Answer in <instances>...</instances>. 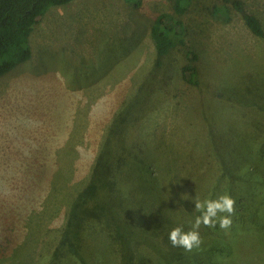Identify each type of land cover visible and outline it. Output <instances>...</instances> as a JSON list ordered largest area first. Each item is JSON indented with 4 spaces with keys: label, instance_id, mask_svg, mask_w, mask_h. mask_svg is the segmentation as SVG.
I'll list each match as a JSON object with an SVG mask.
<instances>
[{
    "label": "rangeland",
    "instance_id": "374dc122",
    "mask_svg": "<svg viewBox=\"0 0 264 264\" xmlns=\"http://www.w3.org/2000/svg\"><path fill=\"white\" fill-rule=\"evenodd\" d=\"M242 1L264 26V0ZM223 2L184 15L198 86L183 46L155 64L151 26L172 0L49 8L32 58L0 77V264H264V36L234 9L216 15ZM226 84L246 98L216 94ZM213 194L235 200L231 227L201 224L199 248L174 247Z\"/></svg>",
    "mask_w": 264,
    "mask_h": 264
},
{
    "label": "trees",
    "instance_id": "16d2710c",
    "mask_svg": "<svg viewBox=\"0 0 264 264\" xmlns=\"http://www.w3.org/2000/svg\"><path fill=\"white\" fill-rule=\"evenodd\" d=\"M73 1L75 0H0V77L13 70L19 64L27 62L32 58L30 36L35 25L40 22L49 8L52 6L66 5ZM191 4L192 0H172L173 11L163 12L154 19L151 26V36L155 46L156 66L159 67L162 65L173 49L183 46L188 58V63L182 66V77L188 84L198 86L200 84L201 73L198 65L199 55L185 42L186 25L184 15L189 10ZM213 8L216 15H219V17L223 16L227 21L231 19L232 9L238 11L242 14L247 27L253 34L260 37L264 36V26L261 19L255 14L247 11L245 3L242 0H224L222 4H216ZM223 90L224 91L220 90L216 92V94L223 96L224 92H226L227 95L232 98L239 93L240 98H243L242 100L246 98V95L238 86L234 87L232 84H226ZM220 146L225 148L224 154L229 152L239 159H242V155L246 158L250 157L248 153L246 155L238 154L237 152L229 151L223 144ZM217 148L218 146L216 149ZM217 151L219 150L217 149ZM108 158L102 156L101 161L97 160L98 167H96L93 173L96 177L100 175L101 172H106V160H108ZM256 173H259V171H256ZM261 173L262 175L260 178L264 180V169H262ZM236 176L238 175L235 174L231 177V183L235 181L234 179ZM238 177L241 179L240 176ZM95 179L98 180L99 177ZM95 179L77 196V200L72 209V214L74 216L80 204L82 205L86 203L84 202L86 199L94 197L95 189H97L96 184L99 182ZM245 179H248V177ZM242 191L244 193L246 190L242 189ZM214 199H216L215 194L211 195L208 200ZM197 215L200 216L201 212L198 211ZM203 228L207 233L209 232L211 235H214L210 230L211 227L203 225Z\"/></svg>",
    "mask_w": 264,
    "mask_h": 264
},
{
    "label": "clouds",
    "instance_id": "9594fccd",
    "mask_svg": "<svg viewBox=\"0 0 264 264\" xmlns=\"http://www.w3.org/2000/svg\"><path fill=\"white\" fill-rule=\"evenodd\" d=\"M195 209L201 212L197 216L192 230L184 232L182 228H174L169 234V240L174 247H182L186 251L199 248L202 240L199 234L201 224L206 227L215 228L217 223L221 229H229L232 225L231 215L235 212V200L229 195H221L217 199L201 202L195 199ZM220 213L228 215L221 216Z\"/></svg>",
    "mask_w": 264,
    "mask_h": 264
}]
</instances>
